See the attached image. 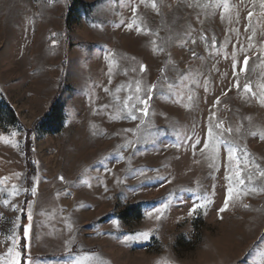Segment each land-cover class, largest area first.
<instances>
[{
    "label": "rangeland",
    "instance_id": "rangeland-1",
    "mask_svg": "<svg viewBox=\"0 0 264 264\" xmlns=\"http://www.w3.org/2000/svg\"><path fill=\"white\" fill-rule=\"evenodd\" d=\"M155 2L158 12L150 2L138 6V22L150 33L137 34L124 26L132 18L129 0H0V96L16 120L5 117L0 124V180L4 181L0 188L6 189L0 192V254L11 246L7 237L15 229L17 250L31 264H68L85 252L106 264H264V192L241 196L218 213L225 194L226 153L222 148L214 170L199 151L210 111L225 128H264V106L254 98L246 102L231 83L230 54L237 37L228 29H239V40L246 46L251 2L229 0L234 21L239 14V23L232 25L221 20L222 9L190 8V0ZM253 23L257 49L252 51L259 54L264 17L254 16ZM189 25L196 30L194 36L202 29L215 36L218 48L226 37L231 39L219 55H209L198 41L195 50L204 59L195 60L176 39ZM151 33L168 40L165 52L152 51L151 42L157 37ZM106 52L112 54L107 59ZM243 55L238 54L240 64ZM63 61L66 69L59 91ZM140 63L147 65L144 74L139 73ZM257 64L258 60H250L241 84L245 75L254 85L264 75V67ZM166 65L169 79L164 81L159 70ZM179 73L186 79L182 81ZM205 77L210 81L207 93L201 87ZM137 78L145 86L158 81L159 85L138 143L121 148L137 140L125 129L135 128L138 121L114 119L115 96L129 94V84L134 86ZM118 87L124 91L116 93ZM178 92L183 102H178ZM188 94L196 98L190 107ZM218 97L220 103L213 108ZM54 100L60 108L57 121L35 126ZM106 104L109 107L103 108ZM193 130L202 141L195 155L185 143ZM13 132L18 135L12 137ZM13 140L19 147L12 146ZM239 143L264 166V141L246 135ZM27 149L32 175L26 168ZM13 185L20 195L9 197ZM34 185L36 197L30 191ZM204 195L213 203L189 216V209ZM3 199L9 200L8 206ZM29 201L34 202L33 220L23 254L19 231ZM160 209L163 215L157 220ZM145 231L150 232L148 239L135 238ZM71 236L75 244L69 252L65 244Z\"/></svg>",
    "mask_w": 264,
    "mask_h": 264
},
{
    "label": "snow or ice",
    "instance_id": "snow-or-ice-1",
    "mask_svg": "<svg viewBox=\"0 0 264 264\" xmlns=\"http://www.w3.org/2000/svg\"><path fill=\"white\" fill-rule=\"evenodd\" d=\"M122 2V0H121ZM150 2L151 8L153 10L159 11L157 3L155 0H139V4L136 3V0H129V7L132 13V18L129 23L124 25L128 30H135L137 34H149L150 29H148L143 23L138 22L137 16V8L140 4L148 6ZM241 2H245V0H241ZM251 7L247 12L248 23L245 25V33L251 32L250 35L246 36L247 44L241 42L239 40L240 32L239 29L230 27L228 32L235 33L237 37L236 43L232 44L233 51L231 52V60H232V76L233 81L232 88H235L243 99L246 102H249L251 99H255L261 106H264V75L260 77L253 84V81L247 76H244V82L241 84V74H245L248 70L249 62L252 59L258 60L259 64L257 67H264V43H262L257 51H252L253 49H257L256 44V27L253 23L254 16L256 17H264V0H250ZM188 7L190 8H201L204 10H216L222 9L220 11V18L222 21L227 20L229 25H232L234 22L239 23L238 13L236 14L235 21L232 16V5L229 0H205V2H201V0H190L188 3ZM257 9L259 10L257 12ZM207 14V12H206ZM197 21L203 24V21L200 20V14L197 13ZM121 24H124L121 21ZM95 26V25H94ZM120 25H117L119 27ZM196 30L189 25L187 29L184 31L177 33L176 39L180 41V46L187 48L191 52V57L195 60H203L204 58L199 55V53L195 50V46L197 42H202L206 51L209 52V55H219L220 50L225 48L230 41L231 37H226V40L217 47V40L215 36L209 37L203 29L200 31L198 37L194 36L193 33ZM153 36H156V39L152 40V51L154 53H162L165 52L166 44L168 40L165 38L159 37L156 33H151ZM56 34L53 33V36ZM170 39V38H169ZM56 41L53 40V46H55ZM189 44L191 47H189ZM239 45V47H237ZM251 52V55L248 53ZM244 53L242 64H240L237 60L238 54ZM111 53H105V59L111 56ZM225 58H228V54L224 53ZM170 59V57H169ZM213 67H215L213 65ZM166 68L162 67L159 71L161 74V79L167 81L169 78L166 75ZM111 67H109V83H111ZM147 70V65L140 63L139 64V73L144 74ZM176 70V69H174ZM135 71V69H133ZM178 71V70H176ZM191 71V70H189ZM179 78L183 81L186 79L184 73H179ZM196 84H199V80L193 81ZM209 79L207 77L204 78L201 87H203L204 91L208 92V83ZM159 81L157 83H153L151 86H145L142 84V79H135L134 86L130 82L129 88L127 92L129 94L125 95L121 98L119 95L115 96V103L117 106V114L114 119H128L131 121H138L135 128L133 129H125L126 132H132L133 135L137 136V140L128 141L126 144L120 145L121 148H127L134 146L135 143L139 141V133L140 130L147 123V118L150 111L151 101L153 99V95L155 89L158 87ZM168 87L171 88L172 84H168ZM105 92L109 90L107 88L104 89ZM124 91L122 87H118L116 89V93H120ZM191 92V89H190ZM227 92L224 93L226 95ZM179 100L178 102H183L184 96L179 92L177 93ZM195 97L192 94L187 95L188 105L191 106L195 101ZM220 103V98L218 97L215 101L213 108H215L216 104ZM103 108H108L109 105H103ZM216 113L214 111H210L209 119L207 123V131L205 133V137L203 139V146L199 149L201 155L205 156L207 160L210 161L209 167L212 169H217V160L220 158V153L223 148V151L226 153V160L224 161V180L226 181L225 186V194L223 197V204L218 209V213L225 212L230 204H234L237 200L241 198V196H247L250 194H255L257 192H264V166H261L254 158H252L251 154L247 151L246 146L242 147L239 143V140L242 139L246 135L257 137L264 141V128H257L255 131L249 129H243V125H240L233 129L232 127L225 128L223 126V122L217 120ZM195 127V126H194ZM243 129V130H242ZM18 133H11L12 137H16ZM2 139V137H0ZM7 142V141H6ZM201 139L198 134L193 133L189 135L185 141L186 144H190V147L193 150V155H195L197 146L201 144ZM13 147H19V144L13 140ZM176 147H179L177 145ZM123 159V156L120 157ZM87 172V169H85ZM142 174V173H141ZM215 178V177H213ZM35 180H39L40 178L37 176L34 178ZM60 181H64L65 178L63 176L58 177ZM4 183L3 180H0V184ZM82 183L88 184L90 187L91 184L88 181H82ZM171 183V181H169ZM215 188V185H213ZM107 191V188H105ZM190 191L196 192L197 189H189ZM6 189L0 188V192H4ZM31 194L33 197H36L38 194L37 186H33L31 188ZM8 196L20 195V189L13 185L11 191H8ZM215 193H213L214 195ZM59 195V194H57ZM199 202L194 203L193 206L189 209L188 215L192 216L199 209H206L208 205L213 203V200L210 196L204 195L202 197H198ZM3 204L8 206L9 200L3 199ZM33 201H29L27 203V220L29 223L22 225V235L25 240L30 237L31 231V221L33 220ZM83 206V205H82ZM14 210L17 209V205L11 206ZM244 207H248V205H244ZM23 211V209H21ZM157 215L155 219L160 220L163 215V210H157ZM153 213L149 212L148 216L152 217ZM19 219V217H17ZM115 225L118 222L112 221ZM150 232H140L136 235L137 239H148ZM8 240L11 241V246L7 247V251L3 254H0V264H31L30 258L25 259L21 252L17 250V244L19 242V238L16 236L15 229H13L12 235L7 237ZM129 239V237H125V240ZM75 244V237L71 236L66 241V248H68L69 252L73 251L72 245ZM68 264H106V262L100 257L96 256V254L82 253L77 258L68 262Z\"/></svg>",
    "mask_w": 264,
    "mask_h": 264
},
{
    "label": "trees",
    "instance_id": "trees-1",
    "mask_svg": "<svg viewBox=\"0 0 264 264\" xmlns=\"http://www.w3.org/2000/svg\"><path fill=\"white\" fill-rule=\"evenodd\" d=\"M65 69H66V64L63 61L61 63V76L59 79V87H60L59 91L61 90V84L64 82ZM59 112H60V108L57 103V100L52 101V103L50 104L48 113L41 120H39L35 126L39 125V123H42L44 126H49L52 123L54 124L59 118ZM5 117H10L14 122L16 121L13 109L7 104V102L2 98V96H0V124L1 125L4 123ZM27 145L28 146L30 145L29 141L27 142ZM25 161H26V168L28 170V173L29 175H32L34 173V168L30 162V154H29L28 149L25 152ZM24 224H27V218H25V216L22 219V224H21L20 231H19V234L21 235V239H22L21 251L23 254L25 253V248L23 246L25 245V239L23 238V235H22V225Z\"/></svg>",
    "mask_w": 264,
    "mask_h": 264
}]
</instances>
